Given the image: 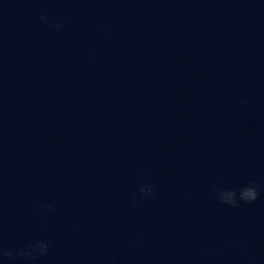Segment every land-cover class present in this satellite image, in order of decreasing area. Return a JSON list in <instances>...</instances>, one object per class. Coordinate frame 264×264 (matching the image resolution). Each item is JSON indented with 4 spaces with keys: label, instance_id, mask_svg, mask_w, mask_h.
<instances>
[{
    "label": "clouds",
    "instance_id": "9594fccd",
    "mask_svg": "<svg viewBox=\"0 0 264 264\" xmlns=\"http://www.w3.org/2000/svg\"><path fill=\"white\" fill-rule=\"evenodd\" d=\"M42 19H46V18L42 17ZM54 26L60 27L59 24ZM141 191H143V189H141ZM258 196H259V192L257 191L256 185L254 183L241 188L238 193L235 189L225 190L219 193V199L221 200V202L233 207H238L239 202L253 203L257 200ZM35 247L37 251H44L46 250L47 245L42 244L41 242L38 241ZM0 254L7 257H11L12 255L10 252L4 251L2 249H0Z\"/></svg>",
    "mask_w": 264,
    "mask_h": 264
}]
</instances>
